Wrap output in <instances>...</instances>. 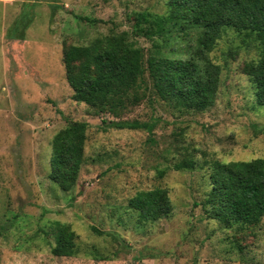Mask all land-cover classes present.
I'll return each instance as SVG.
<instances>
[{"label":"rangeland","instance_id":"rangeland-1","mask_svg":"<svg viewBox=\"0 0 264 264\" xmlns=\"http://www.w3.org/2000/svg\"><path fill=\"white\" fill-rule=\"evenodd\" d=\"M166 15L167 0H0V264H264V218L228 226L204 205L213 162L264 158V106L250 75L262 50L255 33L223 30L210 53L222 73L207 110L161 100L145 71L108 105L73 98L64 64L71 46L126 34L146 59L187 58L198 31H180ZM79 122L88 123L83 164L64 192L51 179L53 142ZM158 188L174 210L143 222L128 201ZM58 224L76 234L72 257L52 252Z\"/></svg>","mask_w":264,"mask_h":264},{"label":"trees","instance_id":"trees-1","mask_svg":"<svg viewBox=\"0 0 264 264\" xmlns=\"http://www.w3.org/2000/svg\"><path fill=\"white\" fill-rule=\"evenodd\" d=\"M163 21L180 31H198L197 42L190 47L187 58L154 55L146 59L142 49L128 42L126 34L107 35L89 46H71L65 51L64 64L74 100L87 105H108L120 100L121 94L145 71L161 100L182 111L207 110L217 100L222 73V67L210 58V53L223 30L231 28L257 35L262 50L250 75L257 102L264 106V0H167ZM103 124L118 130H146L149 134L155 128L154 124L138 121ZM87 129L88 123H71L54 138L51 179L64 192L72 191L77 184ZM186 167L183 164L176 169ZM210 184L204 205L211 219L228 226H254L262 221L264 158L249 162L215 161L210 167ZM128 205L139 212L143 222L167 218L174 210L168 190L161 188L138 192ZM75 239L69 225L58 224L53 254L74 256Z\"/></svg>","mask_w":264,"mask_h":264}]
</instances>
